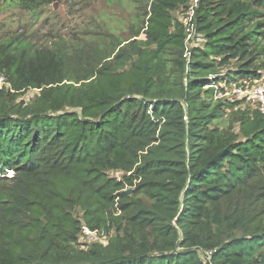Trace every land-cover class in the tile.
Instances as JSON below:
<instances>
[{
	"label": "trees",
	"instance_id": "16d2710c",
	"mask_svg": "<svg viewBox=\"0 0 264 264\" xmlns=\"http://www.w3.org/2000/svg\"><path fill=\"white\" fill-rule=\"evenodd\" d=\"M135 4L122 36L0 39V264H264V115L216 96L264 83V0H199L189 40L191 0Z\"/></svg>",
	"mask_w": 264,
	"mask_h": 264
},
{
	"label": "rangeland",
	"instance_id": "374dc122",
	"mask_svg": "<svg viewBox=\"0 0 264 264\" xmlns=\"http://www.w3.org/2000/svg\"><path fill=\"white\" fill-rule=\"evenodd\" d=\"M140 7L141 5L135 4V0H61L32 15L9 5L7 0H0V39L15 36L32 47L42 48L52 46L51 43L59 39L69 41L87 38L99 30H111L122 36L127 33L128 24L141 14ZM261 80L264 82V71ZM222 88V93H216L218 98L233 101L245 99L244 105L248 104L249 101L243 95L237 97L235 93L238 88H242L239 85H225L224 82ZM36 94L35 91H28L23 100L31 99ZM251 103L250 105L255 104ZM93 236L96 237L91 235L85 240L80 237V243L90 242Z\"/></svg>",
	"mask_w": 264,
	"mask_h": 264
},
{
	"label": "built area",
	"instance_id": "2783aa9c",
	"mask_svg": "<svg viewBox=\"0 0 264 264\" xmlns=\"http://www.w3.org/2000/svg\"><path fill=\"white\" fill-rule=\"evenodd\" d=\"M198 2L199 0H191V6L186 12L185 17L183 18V22L187 27V40H189L192 35L193 26L190 24V22L192 21L194 8L197 6ZM3 84L4 79L0 77V87ZM235 93L237 97H241L243 95L248 101L254 102L258 107V111L264 115V84L254 85L251 88H238ZM82 233L85 237L88 238H90L92 235L86 228H82ZM205 256V260H207L208 264H210L209 261H211L212 252H207Z\"/></svg>",
	"mask_w": 264,
	"mask_h": 264
},
{
	"label": "water",
	"instance_id": "95a60500",
	"mask_svg": "<svg viewBox=\"0 0 264 264\" xmlns=\"http://www.w3.org/2000/svg\"><path fill=\"white\" fill-rule=\"evenodd\" d=\"M125 193L126 194H130L131 193V190H127Z\"/></svg>",
	"mask_w": 264,
	"mask_h": 264
}]
</instances>
